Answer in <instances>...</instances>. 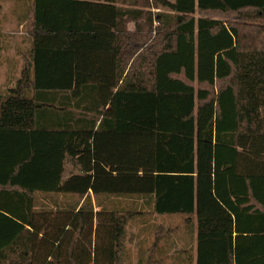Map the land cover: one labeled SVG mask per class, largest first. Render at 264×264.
<instances>
[{
    "label": "trees",
    "instance_id": "trees-1",
    "mask_svg": "<svg viewBox=\"0 0 264 264\" xmlns=\"http://www.w3.org/2000/svg\"><path fill=\"white\" fill-rule=\"evenodd\" d=\"M12 1L31 44L0 96V264H264V0ZM208 143L233 231L195 230Z\"/></svg>",
    "mask_w": 264,
    "mask_h": 264
},
{
    "label": "rangeland",
    "instance_id": "rangeland-1",
    "mask_svg": "<svg viewBox=\"0 0 264 264\" xmlns=\"http://www.w3.org/2000/svg\"><path fill=\"white\" fill-rule=\"evenodd\" d=\"M4 6H6V8L4 9L3 7V10H2L3 15L13 14L12 11L8 10L11 6L17 9V13H16L17 19L19 18L21 14H23V12H25L24 3H17L15 1L10 0V2L8 1L7 5H4ZM152 11L154 13H156V11H160L163 14L170 15V11L166 9L152 8ZM166 22L168 21L166 20ZM156 24L157 23L154 21L153 25L156 26ZM3 26L4 24L2 25V29H4V31L16 32L17 30L12 24H8V25L6 24L4 27ZM128 27L130 30H132L134 27L133 23H130ZM2 29H0V31ZM153 35H155L154 29L152 30V36ZM1 41H3V37L0 39V43ZM8 42L12 47L10 50H5L4 48L0 47V60L3 58L5 53L6 55L7 54L14 55L15 57L21 58L20 55H23L22 51H24L25 53L29 45L28 38H20V37H15L13 39L9 38ZM0 75L3 76V73L1 74L0 72ZM15 76H17V73ZM4 90L5 89H0V93L3 92ZM197 115H198L199 120L203 124H205L214 115V106L210 105L204 109L199 110ZM204 154H205V160H206V166H205L206 173L199 172V176H198V183H200L201 187L204 186V188L198 187V190H199L198 203H197L198 209L195 214V230L196 231L204 230V229H220L222 227H226L229 221L227 217L228 215H226L227 214L226 211L222 210L219 206L214 207V210H213L214 213L210 212V210L206 211L205 209L202 208L204 207V205H206V202L209 205H212L214 202H216L215 182L220 185L223 191H225L228 185V181H229L228 175L224 173L223 171H220L222 168L221 165L217 166L215 164V154H214V149H213L212 144L208 143L204 145ZM69 169H71V167H69ZM200 169H201V166L198 165V171H200ZM204 193L206 195H204ZM244 193H245L244 189L239 191L240 196L244 195ZM261 196H262V199L264 200L263 192ZM226 198L231 199V200L234 199L233 197L228 198L227 196ZM183 218H184V215H178V214L173 215V216H170V215L161 216L160 215L157 217V222L162 223L164 227L173 226L176 232H173L171 235L173 236V238H175L176 233L180 234L182 233V231L184 232V230L189 229L188 225L184 223ZM177 241L180 247H184L185 244L183 243V241L179 239ZM184 241L186 242L188 241V239L185 237ZM165 264H171L170 260H166Z\"/></svg>",
    "mask_w": 264,
    "mask_h": 264
},
{
    "label": "crops",
    "instance_id": "crops-1",
    "mask_svg": "<svg viewBox=\"0 0 264 264\" xmlns=\"http://www.w3.org/2000/svg\"><path fill=\"white\" fill-rule=\"evenodd\" d=\"M4 5H7V3L4 4ZM5 8H6V6H4V9ZM10 8L8 9L9 11H10ZM20 17L21 16H19V18L17 19L16 15L7 14V20L5 21L4 26L6 24L7 25L8 24H12V25H14V27L17 30H16V32H12V31L10 32V31H4V29H2L0 31V39L3 37V41H1L0 47L4 48L5 50H10L12 46L8 42L9 38L10 39H13L15 37L28 38L29 45H28V48L25 51V53H26L28 51V49H29L30 44H31L30 35L28 34V32L24 31V29H25L24 28V23L22 22V19ZM18 22H19V24H18ZM2 32H4V33H2ZM3 34H4V36H3ZM22 52H23V55H20L21 58L15 57L14 55H9V54L6 55V53H5L3 58L0 60V72H1V74L3 73V76L0 75V89H5L3 92L0 93V96L5 95V93L7 92L8 88L14 86L16 81H17V79L20 77L21 70L23 68V59H24V54H25L24 51H22ZM16 73H17V76H15ZM198 187L199 188L201 187L200 183L197 184V203H198V196H199ZM201 188H204V186H202ZM204 195H206V194L204 193ZM218 206L222 210H225L226 213H227L226 215H228L227 217H228L229 221H228L226 227H224V228H227L228 230L233 231V229H234L233 216L228 210L225 209V207L220 205V203H219V201L217 199H216V202H214L212 205H209L206 202V205H204V207H202V208L205 209L206 211L210 210V212L214 213V211H213L214 207H218ZM197 209H198V205H197ZM132 231H136L137 232L136 229H134ZM174 240L176 241V239H174ZM129 246H130L131 252L133 253L132 255H134L136 253V250H135V248H133V244H130Z\"/></svg>",
    "mask_w": 264,
    "mask_h": 264
}]
</instances>
